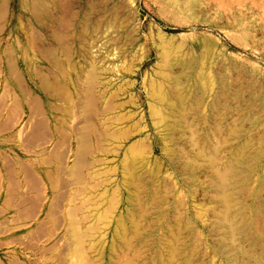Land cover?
Masks as SVG:
<instances>
[{"label": "rangeland", "instance_id": "1", "mask_svg": "<svg viewBox=\"0 0 264 264\" xmlns=\"http://www.w3.org/2000/svg\"><path fill=\"white\" fill-rule=\"evenodd\" d=\"M0 5V137L52 169L51 178L44 173L43 189L54 211L42 214L45 225L35 244L41 251L28 258L37 264H160L155 243L166 254L174 240L180 249L198 252L197 264H228L215 248L221 235L213 227L218 209L206 187L211 177L202 171L192 179L170 166L166 148L187 152L186 159L198 149L186 138L190 130L170 139L160 92L190 88L195 99L206 85L199 76H209L214 80L204 93L203 115L188 114L187 127L207 145L224 141L228 125H243L252 151H262L264 125L256 121L264 120V0H0ZM172 75L182 82L176 85ZM217 90L220 109H233L223 119L210 110ZM220 123L223 134L214 131ZM135 157L146 159L145 173H162L160 197L164 184L172 189L163 211L149 205L142 220L125 186L127 164ZM263 164L264 158L254 187ZM178 202L182 205L170 213ZM172 215L192 217L200 236L194 239L183 225L178 243ZM120 223L131 251L120 250ZM134 223H140L141 240Z\"/></svg>", "mask_w": 264, "mask_h": 264}, {"label": "bare ground", "instance_id": "2", "mask_svg": "<svg viewBox=\"0 0 264 264\" xmlns=\"http://www.w3.org/2000/svg\"><path fill=\"white\" fill-rule=\"evenodd\" d=\"M3 26L4 25H2L1 27ZM188 64L192 65L193 63H188ZM14 67L16 69V66ZM198 74H197V77H198ZM173 75H172V78L174 77ZM199 78L201 81L203 80L204 82H206V85L202 88V90L199 89L200 92L196 90V92L198 91L199 93H197V95L194 94L195 99L194 98L191 99V96H190L191 92L189 91L190 89L189 87H187V89L189 88L188 90H184V91L178 90L179 88L177 89L176 87H175L176 88L175 90H172L173 89L172 88L169 91H167V89L166 91H163L164 89L163 90L161 89L162 91L160 92L161 96L163 97L165 101L164 103L167 104V110H165L167 114L165 118L167 120L166 128L170 132V135H169L170 139L174 140L176 131L182 132L183 134H185L184 136H186V132L190 130L189 132H191V134L189 135V137L186 136V138L190 139L194 147L195 146L197 147V148L195 147V149H198L197 153L192 158H187V159L184 157V155H187V152L185 154L184 152H182L183 150L181 151V149L180 151L183 153V155L180 154V151H177L174 148H166V155L171 160L170 166L175 168L178 171V173L184 176L188 175L190 178L198 180L199 173L202 171H205L211 177L210 178L211 181L208 185H206V187H207L208 192H212V194L210 193L212 195L211 201L212 203H214L215 207H217L218 209L217 211H215L216 221L213 224L214 230L216 232H219L221 235V240L219 241L217 246L215 245L216 246L215 248L217 249L218 254L222 255V257H224L227 260L228 264H264V175H263V172L259 173L258 185L256 187L252 185L253 176L257 174L258 171H260L259 167H260V162L263 161V158H264V149L262 151H252L253 141L247 138L246 133L248 131L243 127V125H240V126L228 125V127H226L227 133L225 135V140L222 142H219L217 144H211V142L210 144H207V145L202 144L203 139L201 140L199 133L193 131V128L189 129L190 127L188 125L189 124L188 114H193L197 118L202 117L203 115L202 106L204 104L203 101H204V95H205L204 93H207L210 87L207 84L209 85L212 84L211 82L214 79H210L209 76H203V75L199 76ZM182 80L183 78L178 77V78H175V81L173 82L177 83L176 85H179L182 82ZM186 82H189V81H186ZM221 85H220V88L223 86ZM200 87L201 86H199V88ZM223 87H222V90H224L223 92L225 93L226 90L223 89ZM216 93H215V100L213 98L214 102L212 103L210 110H211L212 115L214 114L215 117H218V119L220 118L223 119V114H224L223 112L227 113L226 115H228V112H232L233 109L231 106H227L228 104H226L227 106L226 111L221 110L220 109L221 108L220 99H222V94L219 91L217 94ZM238 94L239 93L237 92L234 93L236 98L239 96ZM262 104H263V101H262ZM249 116L250 114H248V117ZM251 121L253 123V120ZM262 124L264 125V120L256 121L257 127ZM187 125L189 128L187 127ZM223 126L224 125L220 123L218 126L214 128V131L218 134H223L222 133ZM232 140H235V142H237L236 146L232 145L233 144V142H231ZM227 147H230L229 148L230 152L229 154L227 153L228 155L227 157H224ZM182 157L185 158V161L182 159ZM178 159L183 160V163L180 165L181 167L177 165ZM129 161H130L129 164H127L128 167L126 168L127 177L125 180V186L129 190V194H130L129 199L131 201L130 204H131L132 209L136 210L138 215L141 216V220L143 219L144 215L145 216L147 215L145 214V211H146L145 209L149 205H150L149 207L152 206L151 208L153 207L156 208L158 212H162L163 210L161 208L168 201L166 198V195H168L170 191H172V189L170 190L169 188L170 185L169 187H167V184L163 185L165 186V189H163L164 190L163 194L165 195L163 197H160L161 195L160 196L158 195V192H159L158 190L159 189L161 190V187H162L160 184L161 174H162L160 173V170L156 171L155 169H153L150 172L148 171L149 173L147 172L145 173L144 169L146 165V159L142 157L141 158L135 157ZM263 167H264V164H263ZM146 189L148 193L150 194L149 200H147L146 198H145L146 200L144 199L145 195L142 196L143 193H145L144 191ZM248 194H249V197L251 198L250 201L247 200ZM179 204L182 205V202L176 203L175 206H173V208L169 209L168 211L170 213L171 212L173 213L177 205ZM183 205H184V201H183ZM178 216L180 217L181 215H178ZM172 217L173 215L171 217L170 216L168 217L169 222L174 221V225L178 226V228L180 229L179 234L178 233L173 234L171 232L175 240L176 239L178 240V243L183 241L182 239H181L182 241L179 240L180 233L184 234V232H182L183 225L185 226L183 230L188 231L189 235L192 236L194 239L200 236L199 233L197 234L198 231L196 232V230L193 228L194 226H191V221L193 219L192 217H191V220L184 216H182L183 219L178 218L176 220H173ZM139 224L138 223L133 224L134 229H136V232L134 235H135V238L137 239L142 238V234L139 231L140 230ZM123 227H124L123 223H120L119 231L117 234V239H118V243H119V247L121 251L122 250L124 251L126 249L130 250L133 246L132 241L127 236H125L124 233L121 232V229ZM257 227H258V230L259 228L261 229L262 236L258 235ZM172 234H170V236H172ZM169 242L168 243L166 242L167 244H169V245H166L167 246V250H165L167 251L166 254L160 251L161 248H164L165 246L159 241L155 243V246H154L156 247L155 252L158 254L156 258L157 259L159 258V260L162 261V263L160 264H197V257L199 254H197L198 252L193 251L195 249L190 250L189 246H187L186 248L180 249L178 244H176L177 241L175 242L174 240H170ZM115 247H116V244L113 243L111 247L112 253L115 252L116 250ZM153 263L155 262L153 261Z\"/></svg>", "mask_w": 264, "mask_h": 264}, {"label": "crops", "instance_id": "3", "mask_svg": "<svg viewBox=\"0 0 264 264\" xmlns=\"http://www.w3.org/2000/svg\"><path fill=\"white\" fill-rule=\"evenodd\" d=\"M10 144L0 137V264H37L28 254L41 251L35 244L45 225L42 214L54 211L55 205L44 201L43 189L52 169L44 168L48 162L28 157L26 148L16 152Z\"/></svg>", "mask_w": 264, "mask_h": 264}]
</instances>
